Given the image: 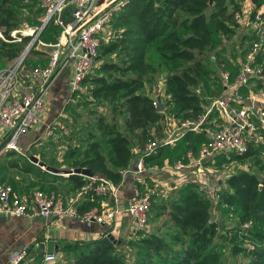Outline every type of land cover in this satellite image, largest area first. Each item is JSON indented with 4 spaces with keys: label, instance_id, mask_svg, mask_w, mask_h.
I'll use <instances>...</instances> for the list:
<instances>
[{
    "label": "trees",
    "instance_id": "obj_1",
    "mask_svg": "<svg viewBox=\"0 0 264 264\" xmlns=\"http://www.w3.org/2000/svg\"><path fill=\"white\" fill-rule=\"evenodd\" d=\"M16 1L0 0V70L21 56L31 39L28 34L18 33L20 41H17L12 35V31L22 26L14 7ZM252 2L255 9L250 21L264 0ZM240 11L241 4L236 0H213L211 5L209 0H124L108 21L112 32L108 39L102 37L92 69L62 110L81 117L83 123L74 118V132L68 136L61 133L68 142L61 158L55 163L47 157V150L32 151V144L29 148L20 147L21 150H3L0 182L13 183L10 185L15 190L16 181L7 176L9 167L20 168L25 174L35 173L41 177L40 186L55 192L58 181L65 180L68 183L67 193L62 197L65 201L69 191L78 192L88 182L89 177L83 174L49 172L31 162L24 154L27 150L39 154L49 165L66 169L86 167L95 176L104 175L119 182L120 170L133 164L139 148L149 139H161L167 116L177 121L196 118L211 98L223 94L225 85L218 77L210 78V74L224 70L233 76L250 43L257 38L255 30L251 33L246 30L244 37L237 40L241 20L235 15ZM69 12L67 7L66 20ZM40 13H43L41 5ZM60 31L61 27L50 22L39 35L48 40L45 43L54 42ZM244 38L250 41L248 47ZM38 45L35 41L23 58L22 71L47 63V50ZM263 50L254 63L264 71ZM238 54L242 56L240 61ZM161 73L163 85L158 87L154 83ZM263 82L251 80L240 91L248 97L263 90ZM80 100L85 106H92L88 111L91 120L76 111ZM155 101L163 103L161 111ZM61 116L60 120L65 121ZM54 128L64 129L60 125ZM55 135L58 136L52 133L49 137ZM257 135L264 136V129L259 128ZM207 141L204 131H187L174 143L158 146L146 157V162L162 163L165 159L171 163L178 159L186 162L187 152L197 154ZM261 152L264 143L250 135L245 151L220 152L204 164L208 166L213 159L215 162L244 159ZM21 158L23 162L19 161ZM260 167L264 170V164ZM218 178L217 199L213 202L195 181L177 182L163 196L150 174L143 175L136 179V184L141 189L145 183L153 187L144 227L130 232L120 243H108L102 237L71 240L60 246V254L51 264H241L228 258L238 255L246 257L248 264H264V176L238 169ZM81 195L84 197L76 204L80 211L109 201L107 194L90 190ZM149 221L151 227H147ZM246 222L250 224L245 226ZM239 240H248L249 244ZM28 245L30 249L31 244Z\"/></svg>",
    "mask_w": 264,
    "mask_h": 264
},
{
    "label": "built area",
    "instance_id": "obj_2",
    "mask_svg": "<svg viewBox=\"0 0 264 264\" xmlns=\"http://www.w3.org/2000/svg\"><path fill=\"white\" fill-rule=\"evenodd\" d=\"M123 2L40 0L43 13L39 18L37 36L50 22L61 27V32L54 42L38 41L47 50L48 61L45 65L22 71L21 55L13 65L0 70V153L7 149L19 150L20 139L40 123L46 107L44 95L47 86L63 68L71 71V93L80 89L82 80L95 63L102 37L108 39L110 36L107 32L108 21L123 6ZM67 7L70 12L66 20L64 11ZM235 17L242 19L240 13H236ZM251 23L257 38L250 43L239 70L233 76L224 70H216L209 76L212 79L218 77L222 81L225 85L223 94L211 98L196 118L177 121L167 116L161 139H149L139 148L133 164L120 170L122 177L119 182L104 175L88 176V182L81 186L78 195L90 190L97 194H107L108 202L80 211L53 191L36 188L29 194L17 195L10 184L0 182V213L55 219L73 215L85 222L109 223L119 212L124 211L130 215L131 232H135L146 225L153 187L145 183L144 189H141L135 184L126 207L121 199V185L127 174L134 175L136 179L150 174L154 186L161 187L163 196L175 183L192 180L215 202L220 175L216 172L207 173L204 161L220 152L245 151L250 135L264 143V136H255L259 128L264 129V106L258 104L255 93L245 97L240 91L251 80H264L263 67L254 63L257 54L264 49V12L256 11ZM34 32L35 29L29 30V34ZM157 104L155 101L156 107ZM187 131H204L208 137L197 154L189 150L186 162L181 159L173 163L166 159L162 163L146 162V157L153 154L158 146L174 143ZM248 224L250 222L244 225ZM28 252V243L10 249L8 264H32L27 260ZM57 257L55 252H45L39 264H51Z\"/></svg>",
    "mask_w": 264,
    "mask_h": 264
},
{
    "label": "crops",
    "instance_id": "obj_3",
    "mask_svg": "<svg viewBox=\"0 0 264 264\" xmlns=\"http://www.w3.org/2000/svg\"><path fill=\"white\" fill-rule=\"evenodd\" d=\"M251 8L250 14L255 9L252 0H246ZM241 5V10H242ZM257 11L264 12V2ZM252 32L251 27L246 29ZM244 34H239V38ZM243 42H249L244 38ZM242 60V58H241ZM240 61V57L238 58ZM71 71L69 68H63L48 84L44 95L46 107L40 123L31 129L20 139V147H27L43 131L56 122L57 118L66 103L71 100V91L69 87ZM28 87V85H25ZM261 91V90H260ZM259 92V91H258ZM256 92V93H258ZM255 93V94H256ZM261 102L258 101L260 105ZM264 104V103H263ZM136 184V178L132 174H127L121 185V199L125 203L133 191ZM79 192V191H78ZM78 192L69 191L66 194V201L71 204L78 203L84 196L78 195ZM108 200H103L102 205ZM131 218L127 212H119L111 222L100 223L97 221L85 222L77 216L68 215L62 218L42 217V216H9L0 213V264H8V252L14 247L30 243L27 260L32 264L41 263L42 256L47 252V240H55L59 245L55 247V253L60 254V246L77 238H97L111 232L122 238L128 236L131 232Z\"/></svg>",
    "mask_w": 264,
    "mask_h": 264
},
{
    "label": "rangeland",
    "instance_id": "obj_4",
    "mask_svg": "<svg viewBox=\"0 0 264 264\" xmlns=\"http://www.w3.org/2000/svg\"><path fill=\"white\" fill-rule=\"evenodd\" d=\"M119 1H121V0H119ZM122 1H124V0H122ZM236 1H238L242 5V8H243L240 11L241 18H242L241 19V26L237 30V35H238L237 40H239V34H245L246 29L249 28L250 25H252V23L250 21L251 8H249V4L247 3L246 0H236ZM15 3L16 4H14V7L19 12L20 18H21V23H22L20 30L12 31V35L14 37H16V40L20 41L17 34L22 33V34H28L31 37L29 42L26 44V47L31 42L34 43L35 41H36V45H38V43H39L38 40H40L42 42L48 41L47 39H43L40 35L37 36V33H36V31H38V28L40 26V24H39V18L41 16L40 15L41 14L40 13V0H17ZM31 29H35V32L33 34H29V30H31ZM107 32L111 33L112 29L110 27H108ZM47 34H49V33L47 32ZM59 35H60V33H59ZM46 37H47V35H46ZM103 39H104V37H103ZM47 43H49V42H47ZM249 43H250V41L245 43L244 44L245 47H248ZM26 47H25V49H26ZM38 47L41 48L42 46L39 44ZM230 48H231V45H230ZM25 49L23 50V52L25 51ZM237 57L238 58L240 57V59L242 58V56L240 54H238ZM107 58H109V57H107ZM17 59L18 58L7 63L1 69H5V68L10 67L11 65H13L16 62ZM163 78H164V73L163 74L161 73L160 76L158 77V79L155 81L154 85H158V87L163 85L162 84ZM255 95H256L257 101L261 102L260 105L264 106V104H263L264 103V89L259 91ZM74 101H76V100H74ZM91 107L92 106H88V105L85 106L83 104V101L80 100L79 104L75 107V109H76V111H79L81 113V116L84 119L86 118V120H91L93 117H91L88 113L89 108H91ZM61 115H62L61 116L62 118H65V121H63L62 119L60 120V117H59L56 120V124L53 123L52 125H50L46 129V131L43 130L35 138L34 142H31L28 145V146H30L32 144V151H40L41 149L47 150V154H46L47 157L52 158L55 163H57L58 159L61 158L62 150L65 148L66 144L68 143L64 136L65 135L68 136V135H70V133L74 132L73 126H72V124L75 121L74 118L77 119L76 122L78 121L80 124L83 123V120L80 119L81 117L77 118V117L70 115V114H67V112H63V111L61 112ZM54 125H60L61 127H64V129L63 130L58 129L59 130L58 131L56 128L53 129ZM52 133H57V135L60 138L58 139L57 138L58 136L56 137V135L54 136V138H52V137L50 138L49 135H51ZM61 133H63L64 136ZM48 141L50 143L46 144ZM28 146L24 147V148H29ZM36 155L39 156V154H37V153H36ZM23 160H24L23 158L19 159L20 162H23ZM258 160H259V162H257ZM260 164H264V152L263 153L261 152L258 155L250 156V157H247L244 159L232 158L231 160H228V161L225 160V161H218V162H215L213 159V161L211 163L209 162L208 166L206 167L207 168L206 172L209 174L212 172H216L217 175L224 176V174L230 172L231 170L248 169V170L256 171L261 176H264V170L260 167ZM7 176L10 179L16 181L17 185H16V187H14L15 188L14 191L17 195L29 194L31 191H33L36 188L42 189V190L47 191V192H51V191L55 192L54 190H51V189L49 190L48 188H45L44 186H40L41 177L35 175V173H33V172L25 174L24 172H22V170H20V168L9 167L7 170ZM65 182H67V181L59 180L58 185H57L58 190L56 191L57 193L55 192L61 198L63 196H65L64 193H67V191L65 189L67 188L68 183H65ZM11 184H13V183H11ZM43 184H45V183H43ZM151 225H153V224L149 221V224L147 227H151ZM115 236H117V235H115ZM239 242L242 244L243 243L249 244L248 240H245V241L239 240ZM225 248H226L225 253H228L229 252L228 251L229 249H227L228 247H225ZM228 258H229V260L234 259L236 262L241 263V264H248V259L246 257H243L242 255H238L237 257L229 256Z\"/></svg>",
    "mask_w": 264,
    "mask_h": 264
},
{
    "label": "water",
    "instance_id": "obj_5",
    "mask_svg": "<svg viewBox=\"0 0 264 264\" xmlns=\"http://www.w3.org/2000/svg\"><path fill=\"white\" fill-rule=\"evenodd\" d=\"M212 2H213V0H209V4L210 5L212 4ZM115 34L117 35V32ZM32 44H33V42H31L26 47L25 51L22 53V57L23 58L27 54V52H28V50H29V48H30V46ZM157 109H158V111H161L163 109V103L158 102ZM19 150H21V148H19ZM24 154L28 157V159L31 162L39 165L40 167L48 170L49 172H52V173H55V174L67 175V174H70V173H79V174H83V175H86V176H93L94 175L93 170H91L90 168H86V167H76V168H73V169H66V168H60V167H55V166L49 165L45 161L41 160L38 155L33 154L31 152V150H27ZM125 206L126 207L128 206V202L127 201L125 202ZM101 239L103 241L108 242V243H120L122 241V237L121 236H115L114 234H112L110 232H108L105 235H103ZM58 245H59L58 241L47 240V252H54L55 249H56L55 247H57Z\"/></svg>",
    "mask_w": 264,
    "mask_h": 264
}]
</instances>
